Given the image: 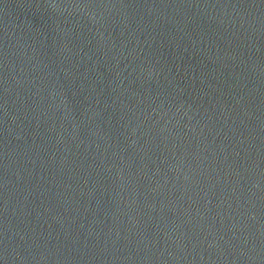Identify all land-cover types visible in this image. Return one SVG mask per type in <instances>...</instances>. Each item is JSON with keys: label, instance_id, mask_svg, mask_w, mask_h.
<instances>
[{"label": "water", "instance_id": "water-1", "mask_svg": "<svg viewBox=\"0 0 264 264\" xmlns=\"http://www.w3.org/2000/svg\"><path fill=\"white\" fill-rule=\"evenodd\" d=\"M264 222V0H122Z\"/></svg>", "mask_w": 264, "mask_h": 264}]
</instances>
